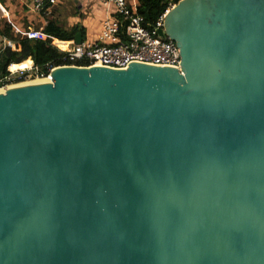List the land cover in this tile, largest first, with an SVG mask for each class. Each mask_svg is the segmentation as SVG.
Returning a JSON list of instances; mask_svg holds the SVG:
<instances>
[{
    "label": "water",
    "instance_id": "water-1",
    "mask_svg": "<svg viewBox=\"0 0 264 264\" xmlns=\"http://www.w3.org/2000/svg\"><path fill=\"white\" fill-rule=\"evenodd\" d=\"M163 20L180 68L0 91V264H264V0Z\"/></svg>",
    "mask_w": 264,
    "mask_h": 264
},
{
    "label": "built area",
    "instance_id": "built-area-1",
    "mask_svg": "<svg viewBox=\"0 0 264 264\" xmlns=\"http://www.w3.org/2000/svg\"><path fill=\"white\" fill-rule=\"evenodd\" d=\"M98 2L106 11L99 33L95 38L82 39L79 44H76L75 40L70 41L71 46L62 51L64 62L59 66H100L127 69L128 64L139 63L160 67H181L176 44L172 39L159 35V30L164 26L165 13L160 16L155 26L149 29L144 25L143 16L131 7L128 0H98ZM54 5H56V0H32L30 10L40 13ZM24 36L29 39L46 40L43 32L32 28L27 30ZM46 67L49 68L47 73L32 67L35 73L33 79L50 78L52 70L58 66L47 65ZM16 72H10V75L4 78L5 81L2 80L1 87L31 78L26 72Z\"/></svg>",
    "mask_w": 264,
    "mask_h": 264
},
{
    "label": "trees",
    "instance_id": "trees-1",
    "mask_svg": "<svg viewBox=\"0 0 264 264\" xmlns=\"http://www.w3.org/2000/svg\"><path fill=\"white\" fill-rule=\"evenodd\" d=\"M178 1L180 0H137L136 11L143 16L144 25L152 29L160 16ZM43 31L48 36L54 37L59 41L75 40V36L78 33H81L82 37L84 36V30L79 25L65 27L54 18L47 22ZM0 33L15 41L16 44V49L14 50L10 46L0 49V87L5 81L4 78L10 75L8 68L11 64H20L30 59L34 67L38 68L40 72L47 73L49 71V68L46 67L47 65L59 66L64 62V53L51 44L50 38L43 40L19 36L14 34L10 25L3 26ZM55 44L61 49L67 47L65 42H55ZM15 80L17 79L15 78Z\"/></svg>",
    "mask_w": 264,
    "mask_h": 264
},
{
    "label": "crops",
    "instance_id": "crops-1",
    "mask_svg": "<svg viewBox=\"0 0 264 264\" xmlns=\"http://www.w3.org/2000/svg\"><path fill=\"white\" fill-rule=\"evenodd\" d=\"M31 1L32 0H3V1L0 0V30L3 28V26L10 25L12 27V30L14 31V34L19 35V36L20 35L24 36V33L30 28L44 33L43 31L44 26L50 20L49 18L45 16H48V15L50 16L52 14V17H53L55 14L58 13V10L60 9L59 8L60 6H58L59 3L63 5L66 2V0H56V5H54L53 7L44 9L40 13H35L30 10ZM67 1L70 3H74L75 1L77 2V4L75 3L76 10H75V13L72 14V17L70 18L69 17L70 14H69V15H66L65 20H62L59 17V15L53 18L59 21V24L61 25L65 24L64 25L65 27H72L74 25H79L84 30V36L82 37V39L84 40L95 38L97 34L99 33L102 22L106 16V13H105L106 11L103 10V7L100 6L99 4V10L92 9L93 6L91 5L92 2L90 0H67ZM129 4L131 5L132 8L137 9V6H138L137 0L134 6L130 3V1H129ZM109 10L111 11V8ZM53 12L55 14H53ZM15 14L18 17L19 21L13 18L15 17ZM34 15H37L36 17H38L40 20L37 21ZM42 18H45V21H42ZM42 22L44 23L41 24ZM45 36H46V39H48L49 37L51 40V44L56 46L61 51L71 46L70 41H59L55 39L54 37L48 36L47 34H45ZM55 42H65L67 43V47L65 49H61L55 44ZM6 46H10L13 50L16 49L15 41L10 40L9 38H7L6 36L0 33V49ZM26 61L30 62L31 67L19 68V66H21L22 63L11 64L8 68V71L11 73H14L21 69L26 70V69H31L32 67H34L32 60L27 59L24 62ZM12 65L18 66V69L11 70L10 67Z\"/></svg>",
    "mask_w": 264,
    "mask_h": 264
},
{
    "label": "rangeland",
    "instance_id": "rangeland-1",
    "mask_svg": "<svg viewBox=\"0 0 264 264\" xmlns=\"http://www.w3.org/2000/svg\"><path fill=\"white\" fill-rule=\"evenodd\" d=\"M91 2H92V6H93V8L92 9H98L99 10V3H98V0H90ZM130 1V3L134 6L135 5V2H136V0H129ZM128 1V2H129ZM68 1L66 0V4L64 3L63 5H61V3H59V5L58 6H60L59 8V10H58V13L57 14H55L54 12H53V14H55L53 17H55V16H57V15H59V17L62 19V20H65V18H66V15H69V17L71 18L72 17V14L73 13H75V3L77 4V2L75 1L74 3H70V2H68ZM57 7V6H56ZM53 9V8H52ZM31 13V12H30ZM22 15V14H21ZM37 15H34V17H36ZM45 17H47V18H49V19H52L53 17H52V14L49 16H45ZM13 18H15V20H17V21H19V19H18V17L16 16V14H15V17H13ZM64 18V19H63ZM36 20L37 21H39L40 19L38 18V17H36ZM61 20V21H62ZM21 21V20H20ZM42 21H45V18H42ZM59 22V21H58ZM44 22H42L41 24H43ZM63 24H64V22H63ZM65 25V24H64ZM41 26H43V25H41ZM19 71H21V72H26L27 74H28V76H30L31 78H29V80H33V78H34V72H33V70L32 69H26V70H24V69H22V70H19ZM14 72V71H13ZM15 73H17V72H15ZM14 76V74L12 75V77Z\"/></svg>",
    "mask_w": 264,
    "mask_h": 264
},
{
    "label": "bare ground",
    "instance_id": "bare-ground-1",
    "mask_svg": "<svg viewBox=\"0 0 264 264\" xmlns=\"http://www.w3.org/2000/svg\"><path fill=\"white\" fill-rule=\"evenodd\" d=\"M22 67H28V68L31 67V66H30V62H29V61H26V62L22 63V65L19 66V68H22ZM95 67H99V66H95ZM10 69H11V70H16V69H18V66H16V65H12V66L10 67ZM40 79H41V78H38V79L36 78V79H33V80H29V78H28V79L23 80V81H21V82H18V83H16V84H10V85L4 86V87H0V91L3 90V89H5V88H7V87H10V86H14V85L22 84V83L34 82V81H38V80H40ZM46 79L49 80V78H46Z\"/></svg>",
    "mask_w": 264,
    "mask_h": 264
}]
</instances>
